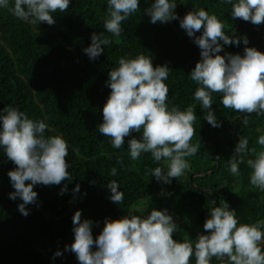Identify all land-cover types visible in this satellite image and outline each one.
Listing matches in <instances>:
<instances>
[{
    "label": "trees",
    "instance_id": "trees-1",
    "mask_svg": "<svg viewBox=\"0 0 264 264\" xmlns=\"http://www.w3.org/2000/svg\"><path fill=\"white\" fill-rule=\"evenodd\" d=\"M151 2L140 0V10L123 22L121 37H112V44L95 61L83 49L91 44L93 32L105 31L107 0H72L67 13L56 14L53 26L25 23L0 9V110L7 105L18 107L32 119H44L50 129L46 135L62 134L70 145L73 178L60 185H37V204L28 205L30 214L25 217L18 211L23 201L9 198L15 189L7 173L16 166L0 150V264H79L75 253L65 250L74 243L72 218L77 210H82V219L94 221V238L102 232L106 218L120 219L137 209V215L145 214L152 207L167 208L173 214L180 225L174 239H195L204 232L214 200L215 206L226 200L243 223L264 218V192L250 185L251 169L241 165L239 177L228 170V160L241 136L249 139L250 149H260L256 141L264 134V116L251 114L249 124L244 126L245 114L225 108L220 94L214 93L213 109L222 127L207 123L206 113L194 99L197 85L188 76L201 59V50L180 27L179 20L152 24L144 15ZM177 2L181 18L194 7H203L223 21L226 34L247 35L248 47L264 52V25L231 19V5L221 0ZM244 47L243 43L239 47L225 46L221 55H242ZM141 53L153 58L154 67L167 64L172 69L166 81L169 106L184 110L191 105L197 112L191 142L201 148L189 158L191 169L173 179L171 185L156 181L149 173V169L160 166L150 153H142L135 161L130 159L127 141L131 137L125 138L124 149H114L109 138L97 131L111 91L106 86L109 72L121 57ZM140 135L133 133L137 138ZM248 158H254L251 152ZM118 160H123V165ZM113 167L117 168L116 176L111 175ZM113 179L124 192L121 205L109 199L107 184ZM65 184L68 192L61 195ZM77 184L79 193L73 191ZM162 190L172 195L162 196ZM57 251L63 255L53 259ZM213 264L219 262L214 260Z\"/></svg>",
    "mask_w": 264,
    "mask_h": 264
},
{
    "label": "clouds",
    "instance_id": "clouds-1",
    "mask_svg": "<svg viewBox=\"0 0 264 264\" xmlns=\"http://www.w3.org/2000/svg\"><path fill=\"white\" fill-rule=\"evenodd\" d=\"M231 5V19L242 18L254 25H264V0H221ZM72 0H0V9L7 10L18 20L32 25L56 24L57 13H67ZM177 0H152L144 15L152 24H167L179 20L180 27L199 47L201 59L189 78L197 85L194 99L206 113L204 119L215 128L222 122L213 109L214 93L221 96L220 103L227 109L245 114L244 126L251 114L264 116V52L248 47L247 35L235 36L225 32V24L205 8H193L183 18L176 9ZM140 10V0H107L105 31L93 32L91 44L84 48L90 60H97L105 48L121 37L123 22ZM200 33V35H197ZM243 54L224 52L225 46L239 47ZM172 69L167 64L154 67L153 58L146 54L121 57L118 66L109 72L106 86L111 89L103 107V122L97 131L109 138L114 149L125 148V138L130 159L135 161L142 153H150L160 166L149 169L156 181L171 185L191 169L189 158L201 148L193 144L194 127L198 117L194 106L184 110L169 106V87L166 81ZM49 125L44 119H32L18 107L7 105L0 110V150L16 166L9 171L14 192L13 201L23 202L18 211L25 217L30 214L28 205H36L37 185H60L72 182L68 159L70 145L62 134L46 135ZM140 133V137L133 136ZM256 143L260 149L249 148V139L241 136L235 152L228 160L229 172L240 176V166L251 169L249 182L253 189L264 192V134ZM72 151L78 152L73 148ZM251 152L254 158H248ZM123 165V160H118ZM117 175V168L111 169ZM30 182V183H26ZM110 201L124 203V192L117 180L107 184ZM80 192L77 184L73 190ZM68 192L67 184L60 194ZM161 195L172 193L161 191ZM141 201V204H144ZM210 206L209 217L195 239H174L180 225L167 208L154 207L145 214L129 210L128 215L113 220L106 218L102 232L94 238L91 219H82V210L72 218L74 243L65 250L75 253L79 264H264V218L255 222H241L238 212L223 200ZM57 251L55 257L62 256Z\"/></svg>",
    "mask_w": 264,
    "mask_h": 264
},
{
    "label": "water",
    "instance_id": "water-1",
    "mask_svg": "<svg viewBox=\"0 0 264 264\" xmlns=\"http://www.w3.org/2000/svg\"><path fill=\"white\" fill-rule=\"evenodd\" d=\"M192 180H193V175H192Z\"/></svg>",
    "mask_w": 264,
    "mask_h": 264
}]
</instances>
